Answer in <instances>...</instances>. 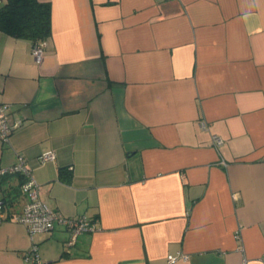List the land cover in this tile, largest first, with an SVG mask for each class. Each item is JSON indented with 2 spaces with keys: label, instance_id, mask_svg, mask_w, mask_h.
<instances>
[{
  "label": "crops",
  "instance_id": "1",
  "mask_svg": "<svg viewBox=\"0 0 264 264\" xmlns=\"http://www.w3.org/2000/svg\"><path fill=\"white\" fill-rule=\"evenodd\" d=\"M41 1L40 61L0 30L21 121L0 167L22 155L40 200L95 229L30 235L21 176L0 178V264L33 244L43 264H264V0Z\"/></svg>",
  "mask_w": 264,
  "mask_h": 264
},
{
  "label": "built area",
  "instance_id": "2",
  "mask_svg": "<svg viewBox=\"0 0 264 264\" xmlns=\"http://www.w3.org/2000/svg\"><path fill=\"white\" fill-rule=\"evenodd\" d=\"M1 4L2 0H0V6ZM44 45V40L32 43L31 53L37 61L42 58ZM8 106V103H0V139L4 142L8 141L9 135L21 124L20 120L9 121ZM202 125L204 127L205 124L202 123ZM211 138L215 146L222 143V139L217 135H212ZM54 158V153H43L39 156L41 161L53 160ZM6 174H20L24 178L20 184V193L25 197V202L22 209L12 217L14 221L26 225L30 235L37 231H50L54 222L60 221L68 229L69 238L67 244L70 246L73 245L80 233L95 229L93 223L86 216L64 217L40 200L39 185L33 178L30 169L26 166L22 155L17 156L15 163L0 167V176ZM4 216L3 203L0 200V221ZM178 258L186 259L187 256L181 252L167 256L169 263L176 261ZM24 259L32 264H43L37 253V246L34 244L25 254Z\"/></svg>",
  "mask_w": 264,
  "mask_h": 264
},
{
  "label": "trees",
  "instance_id": "3",
  "mask_svg": "<svg viewBox=\"0 0 264 264\" xmlns=\"http://www.w3.org/2000/svg\"><path fill=\"white\" fill-rule=\"evenodd\" d=\"M0 30L14 36L37 42L45 40L51 31L50 4L41 0H3L0 6ZM9 175H1L6 178ZM21 176L20 183L23 182Z\"/></svg>",
  "mask_w": 264,
  "mask_h": 264
}]
</instances>
